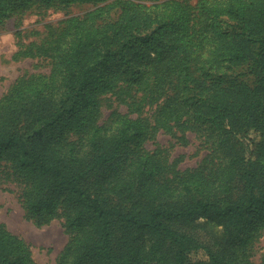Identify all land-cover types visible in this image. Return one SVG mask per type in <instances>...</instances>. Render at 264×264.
<instances>
[{"label": "trees", "instance_id": "obj_1", "mask_svg": "<svg viewBox=\"0 0 264 264\" xmlns=\"http://www.w3.org/2000/svg\"><path fill=\"white\" fill-rule=\"evenodd\" d=\"M75 2L93 7L13 54L49 72L0 97V166L27 217L63 219L57 264H250L264 229V0H0V26ZM109 95L129 112L101 122ZM146 106L152 118L130 115ZM159 129L184 144L195 132L207 155L176 168L143 146ZM0 264H36L1 222Z\"/></svg>", "mask_w": 264, "mask_h": 264}, {"label": "rangeland", "instance_id": "obj_2", "mask_svg": "<svg viewBox=\"0 0 264 264\" xmlns=\"http://www.w3.org/2000/svg\"><path fill=\"white\" fill-rule=\"evenodd\" d=\"M195 4L197 0H189ZM93 7L92 3L75 2L66 7L42 6L38 9H27L15 14L0 26V97L15 83L18 78H29L36 74L48 73L50 67L46 61L37 56L13 58L20 42H40L47 35L49 27H60L63 19L70 15L83 14ZM21 30V37L15 32ZM244 72V71H241ZM248 77V76H247ZM113 110L128 113L127 104L119 102L113 96L104 100L101 112V122L106 121ZM153 108L146 106L141 113H130L152 118ZM178 134H182L179 130ZM185 136L188 143L176 141L168 132L159 129L152 137L143 142L146 150L163 148L167 161H176L175 167L184 170L197 167L208 153L201 143L202 138L195 132L187 130ZM22 186L9 177L0 166V222L9 232L16 234L30 245L32 257L36 264H57L58 256L67 243L68 233L63 225V219L53 218L50 222L37 225L32 218L27 217L22 204ZM250 264H264V229L246 247ZM202 252L192 254L191 261L203 259Z\"/></svg>", "mask_w": 264, "mask_h": 264}]
</instances>
